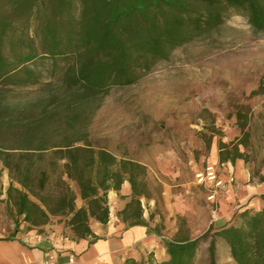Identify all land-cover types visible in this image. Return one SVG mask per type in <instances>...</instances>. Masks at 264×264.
I'll list each match as a JSON object with an SVG mask.
<instances>
[{"label": "trees", "instance_id": "16d2710c", "mask_svg": "<svg viewBox=\"0 0 264 264\" xmlns=\"http://www.w3.org/2000/svg\"><path fill=\"white\" fill-rule=\"evenodd\" d=\"M230 13L264 31V0H0V191L6 171L16 213L31 226L59 216L80 238L92 234L91 218L107 222L108 190L127 180L141 194L144 166L95 148L93 117L114 87L136 83ZM221 146L220 162L242 158ZM256 204L248 198L213 233L209 264H218L214 236L235 264H264V204ZM141 212L132 200L123 215L138 224ZM203 236L163 241L167 259L147 264H194Z\"/></svg>", "mask_w": 264, "mask_h": 264}, {"label": "rangeland", "instance_id": "374dc122", "mask_svg": "<svg viewBox=\"0 0 264 264\" xmlns=\"http://www.w3.org/2000/svg\"><path fill=\"white\" fill-rule=\"evenodd\" d=\"M88 140L118 160H145L140 188L156 197L151 209L153 223L163 224L162 240L205 234L194 264H209L213 233L248 198L264 204V31L230 13L136 83L114 87L93 117ZM222 143L224 153L237 150L242 158L220 162ZM2 185L8 186L4 176ZM214 258L235 264L218 236Z\"/></svg>", "mask_w": 264, "mask_h": 264}, {"label": "crops", "instance_id": "0c3cea01", "mask_svg": "<svg viewBox=\"0 0 264 264\" xmlns=\"http://www.w3.org/2000/svg\"><path fill=\"white\" fill-rule=\"evenodd\" d=\"M122 159L146 167L145 160ZM144 175L139 181L145 187ZM3 176L8 180L6 171L2 182ZM7 187L2 185L0 191V264H123L128 258L135 262L144 260L147 264L149 257L153 262L167 259L162 245L163 224L153 223L157 220L151 205L156 197L146 188H140L141 194L135 195L130 183L124 180L118 190H108L107 222L91 218L88 226L92 234L78 238L64 227L59 216L50 217L47 223L38 226L24 221L23 215H18L13 204L7 202ZM132 200L141 207L138 224H130V219L123 215ZM76 204L79 207L82 201L78 198Z\"/></svg>", "mask_w": 264, "mask_h": 264}, {"label": "built area", "instance_id": "2783aa9c", "mask_svg": "<svg viewBox=\"0 0 264 264\" xmlns=\"http://www.w3.org/2000/svg\"><path fill=\"white\" fill-rule=\"evenodd\" d=\"M206 176L208 178V180H214L215 176L213 175V172L211 170H208V172L206 173ZM200 177H202V174L200 175Z\"/></svg>", "mask_w": 264, "mask_h": 264}]
</instances>
